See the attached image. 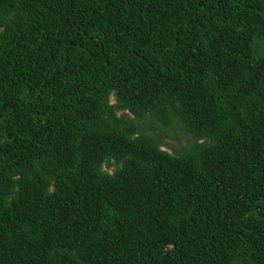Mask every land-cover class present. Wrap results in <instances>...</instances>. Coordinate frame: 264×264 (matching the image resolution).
<instances>
[{
	"label": "trees",
	"instance_id": "trees-1",
	"mask_svg": "<svg viewBox=\"0 0 264 264\" xmlns=\"http://www.w3.org/2000/svg\"><path fill=\"white\" fill-rule=\"evenodd\" d=\"M256 39L264 0H0V264H264Z\"/></svg>",
	"mask_w": 264,
	"mask_h": 264
},
{
	"label": "rangeland",
	"instance_id": "rangeland-1",
	"mask_svg": "<svg viewBox=\"0 0 264 264\" xmlns=\"http://www.w3.org/2000/svg\"><path fill=\"white\" fill-rule=\"evenodd\" d=\"M252 47L255 51V55L256 56H260V55H263L264 54V39H256L252 42ZM110 102L113 103L114 102V99L113 97L111 96L110 97ZM120 114V112L118 113ZM150 133V131H148ZM166 142H168L169 144H175L176 142L174 141V139H167ZM181 144H185L187 142H191V138L189 136H185L183 135V137L180 139L179 141ZM105 172H109V173H112L113 172V167H104L103 169Z\"/></svg>",
	"mask_w": 264,
	"mask_h": 264
}]
</instances>
